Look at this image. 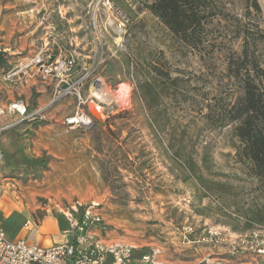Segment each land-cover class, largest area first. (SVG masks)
Here are the masks:
<instances>
[{
    "label": "rangeland",
    "instance_id": "374dc122",
    "mask_svg": "<svg viewBox=\"0 0 264 264\" xmlns=\"http://www.w3.org/2000/svg\"><path fill=\"white\" fill-rule=\"evenodd\" d=\"M154 2L0 0L4 58L18 51L24 63L43 50L47 64L74 62L66 83L16 78L28 95L13 99L27 101L28 114L44 108L14 126L21 153L15 179L37 217L48 210L61 229L60 209L94 206L111 242L132 244L138 255L154 248L167 264H260L240 254L237 238L264 221V182L236 157V124L219 126L241 96L227 68L244 37L264 66V0H257L260 12L251 0H207L197 50L152 15ZM19 63L4 66L0 78ZM32 80L36 85L24 82ZM39 82L49 84L45 98ZM145 84L157 92L156 107L146 106ZM79 111L92 125L67 127L65 119ZM187 160L197 177L186 182L178 165ZM2 162H9L5 150ZM209 229L221 236L211 239ZM2 230L10 241L19 233L18 226Z\"/></svg>",
    "mask_w": 264,
    "mask_h": 264
},
{
    "label": "built area",
    "instance_id": "2783aa9c",
    "mask_svg": "<svg viewBox=\"0 0 264 264\" xmlns=\"http://www.w3.org/2000/svg\"><path fill=\"white\" fill-rule=\"evenodd\" d=\"M73 63L71 59L63 58L47 64L43 50H40L32 58L15 66L5 75L4 79L11 82L20 76L27 79L38 77L45 82L53 77L58 79L59 83H66L65 72L72 68ZM83 80L84 77L77 83ZM67 91L68 89L63 92L56 90L53 101L67 95ZM78 100L80 101L79 106H82L84 102L79 95ZM40 113L41 110L28 114V106L23 99L0 105V118H13L18 115L21 119L0 126V139L10 128ZM65 125L69 128L72 126L89 128L92 121L87 114L79 111L66 118ZM3 157L0 145V165ZM59 212L66 227L60 234V242L49 247H39L29 241V236L37 226L32 220L25 221L23 229L26 234L15 241L8 240L0 229V264H160L158 261L160 252L157 249L149 248L138 255L137 251L140 248L132 244L112 243L109 239L110 230L94 206L82 208L78 205L72 207L71 210L60 209ZM208 233L211 239L221 236V233L214 229H209ZM237 239L241 255L247 252L249 256H252L253 261L258 260L260 264H264V225L254 226Z\"/></svg>",
    "mask_w": 264,
    "mask_h": 264
},
{
    "label": "trees",
    "instance_id": "16d2710c",
    "mask_svg": "<svg viewBox=\"0 0 264 264\" xmlns=\"http://www.w3.org/2000/svg\"><path fill=\"white\" fill-rule=\"evenodd\" d=\"M251 2L252 9L260 12L257 0ZM207 7V0H155L148 10L179 42L197 50L201 46L199 33ZM249 48V40L244 37L241 52L230 57L228 73L239 83L241 96L223 111L219 127L236 124L234 136L240 143L236 148V157L245 165L250 176L264 182V66ZM5 64L4 55L0 52V67ZM159 88L165 89L162 86ZM140 91L147 107L157 106L158 95L152 85H142ZM175 153L179 156V151ZM174 160L178 162L176 157ZM178 167L184 174V181H190L195 176L191 161L182 162ZM259 223L264 225V221Z\"/></svg>",
    "mask_w": 264,
    "mask_h": 264
},
{
    "label": "crops",
    "instance_id": "0c3cea01",
    "mask_svg": "<svg viewBox=\"0 0 264 264\" xmlns=\"http://www.w3.org/2000/svg\"><path fill=\"white\" fill-rule=\"evenodd\" d=\"M20 55L21 54L18 51L9 53L8 56L17 58H4L6 61L5 66L7 67L12 63L15 64L23 61V59L19 57ZM15 66L16 65H14V67ZM3 67H0V70H2ZM24 82H28V85L29 83L30 85H36L35 80ZM38 84L40 85V87H38V91L41 97L45 98V96L47 95L46 85L49 84H43L41 82H39ZM25 92L26 95H28L23 86V82H21L19 79H16L13 82H6L4 77L0 78V105L15 101V99H13L15 93L19 95V93ZM25 103L28 106L27 101H25ZM42 108H44V105L39 104L37 110H40ZM49 117L55 118L57 117V115L50 113ZM0 120H4V122L0 121V126H5L12 122L20 121L21 119L18 115H15L13 118L1 117ZM8 120H12V122H9ZM18 140L19 133L17 132V130H15V127L7 130L0 139V145L3 150V154L5 150L9 158L8 163L2 162V164L0 165V229L2 230L3 225L9 226V228L11 229L13 228V226H18L19 233L12 240L15 241L25 236L26 233L23 229L25 221L32 220L33 222H36L37 226L34 232L29 236V241L39 247H49L60 242V234L64 229L60 228L59 222L61 220L57 219V216H51L48 210L41 209V211H45L44 216L40 218L37 217L34 211L35 209L39 208H32L28 204L30 197L29 192L25 190L26 187H24V185H21L20 181L15 179L16 174L13 173V171L17 166H20L19 162L21 159ZM21 186L23 187L21 188ZM160 255L158 257L159 263L167 264L168 261H164V259L161 260Z\"/></svg>",
    "mask_w": 264,
    "mask_h": 264
},
{
    "label": "bare ground",
    "instance_id": "6f19581e",
    "mask_svg": "<svg viewBox=\"0 0 264 264\" xmlns=\"http://www.w3.org/2000/svg\"><path fill=\"white\" fill-rule=\"evenodd\" d=\"M97 94H99V92H96Z\"/></svg>",
    "mask_w": 264,
    "mask_h": 264
}]
</instances>
